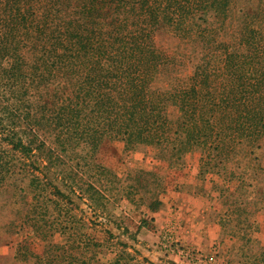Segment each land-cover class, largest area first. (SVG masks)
Listing matches in <instances>:
<instances>
[{
    "label": "rangeland",
    "instance_id": "1",
    "mask_svg": "<svg viewBox=\"0 0 264 264\" xmlns=\"http://www.w3.org/2000/svg\"><path fill=\"white\" fill-rule=\"evenodd\" d=\"M259 7L264 0H235L218 42H238L245 16ZM253 27L264 32V21ZM218 42L187 48L159 34L158 45L175 59L154 86L168 97L190 87L197 64L223 67ZM241 62L257 64L239 59L242 74L250 64L241 70ZM31 93L26 100L36 101ZM20 98V87L0 85L4 106L34 116L37 106ZM168 104L176 119L178 108ZM20 125L36 156L11 149L0 125V176L8 161L16 170L0 185V264H264V139L222 161L178 143L132 145L100 124L30 134Z\"/></svg>",
    "mask_w": 264,
    "mask_h": 264
},
{
    "label": "trees",
    "instance_id": "2",
    "mask_svg": "<svg viewBox=\"0 0 264 264\" xmlns=\"http://www.w3.org/2000/svg\"><path fill=\"white\" fill-rule=\"evenodd\" d=\"M234 1L0 0V85L13 93L20 87L23 105L37 106L34 116H23L0 100L8 145L36 156L34 139L25 142L17 130L21 121L28 134L100 124L132 145L178 143L181 149L208 150L222 161L245 142L261 146L264 32L253 24L264 21V11L259 7L245 16L238 42H218ZM162 33L187 48L197 41L218 42L225 64L214 71L209 62L197 64L190 87L167 97L154 86L175 59L158 45ZM242 47L246 53L240 55ZM206 58H213L210 51ZM243 58L257 66L241 62V70L250 64L249 72H236ZM32 89L36 101L30 104L26 97ZM169 101L178 108L176 119L168 117ZM5 168L0 185L16 173L11 161Z\"/></svg>",
    "mask_w": 264,
    "mask_h": 264
}]
</instances>
